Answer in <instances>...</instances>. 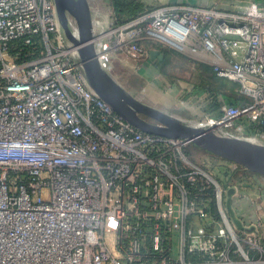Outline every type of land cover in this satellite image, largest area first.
<instances>
[{
	"label": "built area",
	"instance_id": "2783aa9c",
	"mask_svg": "<svg viewBox=\"0 0 264 264\" xmlns=\"http://www.w3.org/2000/svg\"><path fill=\"white\" fill-rule=\"evenodd\" d=\"M233 5L91 6L97 53L139 69L158 42L211 65L246 100L181 119L264 144V0ZM190 144L90 87L55 0H0V264H264L263 178L225 159L222 182Z\"/></svg>",
	"mask_w": 264,
	"mask_h": 264
},
{
	"label": "water",
	"instance_id": "95a60500",
	"mask_svg": "<svg viewBox=\"0 0 264 264\" xmlns=\"http://www.w3.org/2000/svg\"><path fill=\"white\" fill-rule=\"evenodd\" d=\"M55 2L68 38L79 47V57L90 87L109 102L123 119L144 132L185 138L201 149L264 176V144L222 135L213 128L191 125L179 116L141 100L121 84L100 60L95 46L90 0ZM69 16L78 24L79 38L71 33L68 26ZM236 222L241 225L239 220Z\"/></svg>",
	"mask_w": 264,
	"mask_h": 264
},
{
	"label": "crops",
	"instance_id": "0c3cea01",
	"mask_svg": "<svg viewBox=\"0 0 264 264\" xmlns=\"http://www.w3.org/2000/svg\"><path fill=\"white\" fill-rule=\"evenodd\" d=\"M151 8L164 4L194 3L197 5H213L221 9L234 8L233 1L226 0H141ZM91 6L98 5L106 9L111 5V0H90ZM158 42H148L150 56L139 69H134L131 61L118 55V63L112 66L111 73L130 92L144 102L159 107L184 119H198L206 112L218 115V111L210 108V94L203 91L206 96L202 97L201 91L182 86L181 80L189 83L190 78L181 77L176 69L192 70L195 73L194 80H201L205 71L200 62L191 56L180 54L177 51L166 50ZM161 44V43H159ZM123 58L121 61L119 60ZM132 65H130V64ZM171 79V80H170ZM174 80V81H173ZM176 80V81H175ZM183 101L187 102L186 104ZM215 159H222L216 158Z\"/></svg>",
	"mask_w": 264,
	"mask_h": 264
},
{
	"label": "trees",
	"instance_id": "16d2710c",
	"mask_svg": "<svg viewBox=\"0 0 264 264\" xmlns=\"http://www.w3.org/2000/svg\"><path fill=\"white\" fill-rule=\"evenodd\" d=\"M111 5L113 6L114 11L116 12L120 21L130 20L141 13L153 9L141 0H111ZM157 45L164 46L166 50L176 51L175 49H172L163 44L157 43ZM200 65L205 73L203 74L202 79L197 81V86L202 87L208 94H210V97H212L209 103V106L212 110L218 111L219 114L220 106L224 101L236 104L238 102H241L242 100H246V98L241 96L237 91V88L239 86L237 82L218 76L213 71L212 66L207 63L200 62ZM196 148L200 147L191 143L188 151L192 152Z\"/></svg>",
	"mask_w": 264,
	"mask_h": 264
},
{
	"label": "rangeland",
	"instance_id": "374dc122",
	"mask_svg": "<svg viewBox=\"0 0 264 264\" xmlns=\"http://www.w3.org/2000/svg\"><path fill=\"white\" fill-rule=\"evenodd\" d=\"M226 2V0H224ZM230 2V0H227V2ZM234 1V0H232ZM104 12V11H103ZM177 51V50H176ZM180 54H183V55H187V56H190L189 54H186V53H183V52H180L178 51ZM123 58L120 57L119 60L121 61H124L122 60ZM104 62L106 64H109V65H112L113 67H115V64L118 63V60L116 59V56H106L104 57ZM132 63V62H130ZM129 63V64H130ZM132 65V64H130ZM134 68V67H133ZM136 70V69H135ZM178 71V74L179 76L181 77H185V78H190L191 80H189V83H187L186 81H182L181 80V85L182 86H185L191 89H198L201 91V95L202 97L206 96L207 94H204L203 91H205L202 87H199L197 86V81L194 80V77L196 76L195 73L192 72V70H181V67L176 69ZM111 72V70H110ZM171 80V79H170ZM174 81V80H173ZM176 81V80H175ZM120 82V81H119ZM191 153V156L197 161L199 162L200 164L204 165L205 167H207L208 169H210L211 171H213L216 176L222 181V182H227L230 178L228 176L225 175V172L222 170V167H223V162L222 160H225V159H215V157L217 155H214L208 151H205L204 149H201V148H196L194 151L190 152ZM219 156H217L218 158ZM252 176V180L253 181H256L255 179H257V177H253V176H261L263 178V186H264V176L261 175V174H258L256 172H249ZM237 176L239 173H236ZM247 177V175H246ZM263 192H264V187H263Z\"/></svg>",
	"mask_w": 264,
	"mask_h": 264
},
{
	"label": "flooded vegetation",
	"instance_id": "af4514ba",
	"mask_svg": "<svg viewBox=\"0 0 264 264\" xmlns=\"http://www.w3.org/2000/svg\"><path fill=\"white\" fill-rule=\"evenodd\" d=\"M245 171L246 172H251L252 170L245 168Z\"/></svg>",
	"mask_w": 264,
	"mask_h": 264
}]
</instances>
